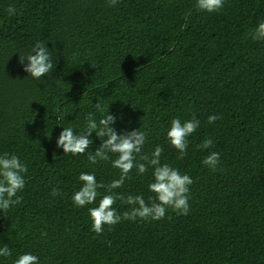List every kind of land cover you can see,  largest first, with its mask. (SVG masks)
<instances>
[{"label":"trees","instance_id":"16d2710c","mask_svg":"<svg viewBox=\"0 0 264 264\" xmlns=\"http://www.w3.org/2000/svg\"><path fill=\"white\" fill-rule=\"evenodd\" d=\"M261 21L264 0H225L212 13L196 0H0V154L28 167L21 202L0 211V247L12 251L0 264L23 253L39 264H264V40L251 36ZM37 41L54 65L39 80L19 61ZM108 112L117 134L147 132L140 155L159 145L161 163L192 178L187 215L169 208L161 220L91 230L88 209L105 190L84 207L71 197L81 172L118 179L116 154L92 165L87 153L63 154L56 140L64 127L80 132L89 114L98 122ZM213 114L221 118L207 123ZM193 116L200 126L177 159L168 128ZM92 138L89 152L101 143ZM206 138L213 146L201 149ZM211 151L220 153L215 170L202 163ZM152 172L133 168L114 191L150 204Z\"/></svg>","mask_w":264,"mask_h":264},{"label":"clouds","instance_id":"9594fccd","mask_svg":"<svg viewBox=\"0 0 264 264\" xmlns=\"http://www.w3.org/2000/svg\"><path fill=\"white\" fill-rule=\"evenodd\" d=\"M118 0H108V6L113 7ZM225 0H196V8L209 13L218 12L223 9ZM6 11L9 15L15 14L16 9L8 6ZM253 40H264V21L258 23L252 34ZM19 61L23 65V71L34 79L39 80L53 70L52 53L43 42L37 41L31 53L26 56H19ZM25 61L27 63H25ZM99 111H103L99 102L95 104ZM221 117L213 114L207 119V123L212 124ZM117 116L110 112L105 114L98 122L89 114L86 117V126L80 132H75L71 127H64L56 140V147L63 149V154L83 155L87 153V159L95 165L99 161H108L109 153L116 154V158L111 161L114 169H119L120 176L108 183L98 182L95 173L81 172L79 190L72 194V201L76 207H84L96 202L100 195L99 189H104V194L99 199L97 206L88 209L91 219V230L97 235H101L104 226H114L121 220L135 221L141 220H161L164 219L167 210L171 208L180 215H187L190 205V186L194 183L188 174H182L178 168L172 167L168 163H161L160 157L163 153L161 146H156L150 155H140L145 144L147 132L138 129L122 131L117 134L114 125ZM200 126V121L193 116L189 120L181 121L173 119L167 131V139L170 145L179 153L177 159H183L187 155L189 147L188 137L191 136ZM95 132L101 143L95 151H88L93 145L92 133ZM213 146V141L206 138L200 147L209 149ZM137 155L139 160L137 161ZM220 162V153L211 151L202 161L204 166L213 170ZM152 167V181L148 184V190L154 194L145 201L143 195H124L114 190L121 188L129 173L136 168L138 174H144L148 168ZM28 167L23 163L18 155L3 153L0 154V211H7L11 206L19 204L22 197L17 196L19 191L25 187V177ZM58 188L52 189V195H59ZM117 200L131 206L129 210L118 213L113 207ZM46 235V233H43ZM110 243V242H109ZM12 251L7 244L0 247V257L9 258ZM13 264H39V258L32 253L19 254Z\"/></svg>","mask_w":264,"mask_h":264}]
</instances>
